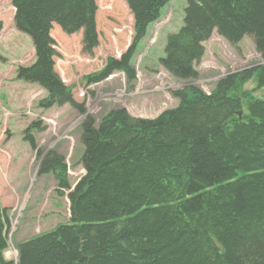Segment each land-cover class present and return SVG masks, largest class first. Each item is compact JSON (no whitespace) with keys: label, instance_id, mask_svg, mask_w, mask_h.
Returning <instances> with one entry per match:
<instances>
[{"label":"trees","instance_id":"obj_1","mask_svg":"<svg viewBox=\"0 0 264 264\" xmlns=\"http://www.w3.org/2000/svg\"><path fill=\"white\" fill-rule=\"evenodd\" d=\"M133 17L128 48L83 77L87 85L122 72L135 80L133 55L168 0H124ZM15 28L27 34L34 62L17 79L47 95L39 106L70 105L84 114L55 70L56 24L82 32V50L98 44L95 0H12ZM0 22V29H1ZM213 32L236 45L252 38L264 60V0H186L183 24L166 37L159 63L176 79L197 78L194 64ZM3 58L0 55V61ZM254 80L251 90L245 84ZM264 65L220 78L210 93L187 84L178 104L154 119L124 108L80 124L84 174L71 186L65 158L37 149L31 122L24 139L69 203V221L15 245L6 259L7 208L0 206V264H264Z\"/></svg>","mask_w":264,"mask_h":264},{"label":"rangeland","instance_id":"obj_2","mask_svg":"<svg viewBox=\"0 0 264 264\" xmlns=\"http://www.w3.org/2000/svg\"><path fill=\"white\" fill-rule=\"evenodd\" d=\"M98 44L91 53L82 50V32L66 34L54 24L55 70L65 85L72 87L76 102L84 105L81 114L70 105L39 106L46 91L39 85L17 79L18 66L34 62L31 38L13 24L11 0H0V205L8 209L7 259L16 260L15 245L39 233L52 230L69 221V203L58 195L51 174L37 175L40 159L24 139L31 122L40 129L32 130L37 149L42 154L55 151L65 158L69 183L73 186L84 174L81 164L83 144L81 122L92 117L96 122L109 110L124 108L134 117L154 119L178 100L172 92L187 84L210 93L223 76L251 66L264 65L249 36L236 45L213 32L204 42V53L194 64L197 78L182 81L173 77L159 63L169 33L183 24L186 0H168L158 20L149 26L147 35L133 55L135 80L129 85L122 72L87 85L83 77L100 70L107 57H119L132 40V16L124 0H95ZM254 80L245 84L251 90ZM254 96L264 99V88Z\"/></svg>","mask_w":264,"mask_h":264}]
</instances>
